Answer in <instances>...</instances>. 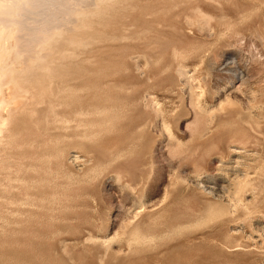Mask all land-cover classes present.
<instances>
[{"label": "rangeland", "instance_id": "obj_1", "mask_svg": "<svg viewBox=\"0 0 264 264\" xmlns=\"http://www.w3.org/2000/svg\"><path fill=\"white\" fill-rule=\"evenodd\" d=\"M92 2L6 43L0 264H264V0Z\"/></svg>", "mask_w": 264, "mask_h": 264}, {"label": "bare ground", "instance_id": "obj_2", "mask_svg": "<svg viewBox=\"0 0 264 264\" xmlns=\"http://www.w3.org/2000/svg\"><path fill=\"white\" fill-rule=\"evenodd\" d=\"M94 2V0H92ZM91 1V2H92ZM101 1V0H100ZM85 2H87V0H0V78L3 82L4 78L7 77L8 73H7V69L5 70L3 68V62L5 61V58L9 57L7 56V52H6V43L7 41L9 42V39L13 41L14 43V51L16 54H20L22 55L24 58L21 59L24 62L29 61L30 59H35L40 57L41 55V48L43 46H45V44H47V42H49V40H51V38L61 29H66V27L72 22V20L74 21V16L76 15V13L81 9V7L85 6ZM90 2V0H89ZM87 2V3H89ZM90 2V3H91ZM92 2V3H93ZM86 3V6H87ZM90 3L88 4L87 7L90 6ZM99 3V2H98ZM138 4V3H137ZM85 6V8H86ZM169 6V5H168ZM96 7V6H95ZM93 9V8H92ZM99 9V8H97ZM84 10V8H83ZM96 11V10H95ZM144 12V11H143ZM138 13V12H137ZM143 15V14H141ZM135 16H137L135 14ZM91 18V17H90ZM134 18V17H133ZM137 18V17H136ZM143 18V17H142ZM139 19V17H138ZM146 19V18H145ZM128 20V19H127ZM134 20V19H133ZM131 21V20H130ZM141 21V20H140ZM147 21V20H146ZM120 22V20H119ZM129 22V21H128ZM127 22V23H128ZM143 22V21H142ZM74 23V22H72ZM75 23L76 20H75ZM123 23V22H122ZM126 23V22H124ZM145 23V22H143ZM142 24V23H140ZM149 24V23H148ZM119 26V25H118ZM121 26V25H120ZM146 26V25H145ZM149 26V25H148ZM151 26V25H150ZM71 27V26H70ZM117 27V26H116ZM122 27V26H121ZM142 27V26H141ZM111 28V27H110ZM145 28V27H144ZM149 28V27H148ZM147 28V29H148ZM70 29V28H69ZM67 28V30H69ZM109 29V28H108ZM107 29V30H108ZM117 29H119V27H117ZM129 29V28H128ZM131 29V28H130ZM143 29V27H142ZM137 30V29H136ZM74 31V30H73ZM72 31V32H73ZM61 32V31H60ZM65 32V31H64ZM77 32V31H76ZM99 32V31H98ZM101 32V31H100ZM103 32V31H102ZM113 32V31H112ZM123 32V31H122ZM150 32V31H149ZM152 32V31H151ZM150 32V33H151ZM73 34V33H72ZM105 34V32L103 33ZM111 34V32H110ZM97 35V34H96ZM117 35H119L117 33ZM157 35V34H156ZM159 35V34H158ZM102 36V35H101ZM105 36V35H104ZM150 36V35H149ZM94 37V36H93ZM155 38V37H154ZM158 38V37H157ZM169 38V37H167ZM156 39V38H155ZM161 40V39H160ZM163 40V39H162ZM11 41V42H12ZM58 41V40H57ZM150 41V40H149ZM109 44H111L109 42ZM113 44V43H112ZM118 44V43H117ZM107 45V44H106ZM105 44L103 45L104 47L106 46ZM120 45V44H119ZM162 45V44H161ZM48 46V45H47ZM71 46V45H70ZM83 46V45H82ZM97 46H100L97 45ZM102 46V45H101ZM110 46V45H109ZM114 46V45H113ZM112 47V46H111ZM86 48V47H85ZM89 48V47H88ZM101 48V47H100ZM99 48V50H100ZM113 48V47H112ZM117 50V47H114ZM126 48V47H125ZM13 49V48H12ZM95 49H97L95 47ZM103 50V49H102ZM110 50V48H109ZM43 51V50H42ZM96 51V50H95ZM105 51V50H104ZM111 51V50H110ZM94 52V51H92ZM91 52V53H92ZM103 52V51H101ZM100 53V51H99ZM106 53V52H105ZM11 54V52H10ZM47 54V53H46ZM97 54V53H96ZM101 54V53H100ZM99 54V55H100ZM43 55V54H42ZM48 55V54H47ZM50 55V54H49ZM69 55V54H68ZM95 55V54H94ZM45 56V54H44ZM93 56V55H92ZM101 56V55H100ZM128 56V55H127ZM50 57V56H49ZM61 57V56H59ZM70 57V56H69ZM90 57V56H89ZM113 57V56H112ZM118 57V56H117ZM116 57V58H117ZM10 58V57H9ZM8 58V59H9ZM46 58V57H45ZM99 58V57H98ZM114 58V57H113ZM42 59V58H41ZM62 59V58H61ZM105 61V58H103ZM11 60V59H10ZM98 60V59H96ZM95 60V62H96ZM7 61V60H6ZM12 61V60H11ZM64 61V60H63ZM103 61V62H104ZM8 62V61H7ZM43 62V61H42ZM94 62V61H93ZM99 62V61H98ZM110 62V61H108ZM115 62V61H113ZM45 63V62H44ZM41 63V64H44ZM116 63V62H115ZM36 64V63H35ZM113 64V63H112ZM117 64V63H116ZM8 65V64H7ZM11 65V64H10ZM9 65V66H10ZM28 65V64H27ZM95 65V64H94ZM108 65V64H106ZM12 66H14L12 64ZM98 66V65H97ZM100 66V65H99ZM111 66V65H110ZM118 66V65H117ZM11 67V66H10ZM25 67H27L25 65ZM29 67V66H28ZM87 67V66H86ZM93 67V66H92ZM91 67V68H92ZM115 68V66H112ZM8 68V67H6ZM13 68V67H12ZM19 68V67H18ZM102 68V67H101ZM108 68V67H107ZM106 68V69H107ZM25 69H29V68H25ZM87 69V68H86ZM99 69V68H98ZM20 70V69H19ZM18 70V71H19ZM34 70V69H33ZM104 70V69H103ZM96 71V70H94ZM98 71V70H97ZM28 72V71H27ZM31 73V72H30ZM51 75V74H50ZM2 76L4 77L2 79ZM48 76V75H47ZM48 78V77H47ZM45 78V80L47 79ZM7 79V78H6ZM44 79V78H43ZM42 79V80H43ZM48 80V79H47ZM84 80V79H82ZM6 81V80H5ZM49 81V80H48ZM5 83V82H4ZM41 83V82H40ZM39 83H37L38 85ZM49 85V84H48ZM78 85H80L78 83ZM77 85V86H78ZM42 86V84H41ZM40 88V87H39ZM5 89V88H4ZM10 87L8 86V91L10 92ZM32 89V88H31ZM2 91V90H1ZM20 92V91H19ZM50 92V91H49ZM14 94V93H13ZM17 94V93H16ZM10 96V95H9ZM27 96V95H26ZM10 98V97H9ZM46 98V96H45ZM9 100V99H7ZM27 101V100H26ZM8 102V101H7ZM13 102V101H11ZM9 102V104L11 103ZM15 102V101H14ZM13 102V103H14ZM31 102V101H30ZM34 103V102H33ZM31 104V103H30ZM16 105H17V101H16ZM24 105V104H23ZM18 106V105H17ZM16 106V107H17ZM29 106V105H28ZM11 108V107H10ZM9 109V107L7 108ZM6 109V110H7ZM3 111V110H1ZM0 111V112H1ZM8 111V110H7ZM21 111V110H20ZM19 111V112H20ZM10 113V112H9ZM16 113V112H15ZM3 114V113H1ZM28 114V113H27ZM26 114V115H27ZM12 115V114H11ZM18 115V114H17ZM20 115V114H19ZM18 115V116H19ZM15 116V115H14ZM23 116V115H22ZM30 115H28L29 117ZM9 117V116H8ZM16 117V116H15ZM7 118V117H6ZM14 118V117H13ZM22 118V117H21ZM25 118V117H24ZM1 120V119H0ZM4 120V119H3ZM9 120V119H8ZM15 120V118L13 119ZM12 121V118H11ZM17 123V122H15ZM1 124V123H0ZM3 124V123H2ZM9 124V122H8ZM7 124V125H8ZM12 124V123H11ZM4 125V124H3ZM14 125V124H13ZM12 126V125H11ZM34 126V125H33ZM3 127V126H1ZM0 127V128H1ZM10 127V126H8ZM35 128V127H34ZM2 130V129H1ZM12 130V128H11ZM4 131H7L6 129ZM3 132V131H2ZM6 133V132H5ZM11 137V135H10ZM23 137V136H21ZM46 138V137H44ZM2 138H0L1 140ZM21 139V138H20ZM41 140V139H40ZM4 141V140H1ZM48 141V140H47ZM22 142V141H19ZM40 142V141H39ZM42 142V140H41ZM11 143V142H10ZM57 143V141H56ZM16 145V144H15ZM37 145V144H36ZM18 146V145H17ZM45 146V145H44ZM17 148V147H16ZM38 148V147H37ZM47 149V148H46ZM45 149V150H46ZM28 150V149H27ZM38 150V149H37ZM45 150H42L45 152ZM52 150V149H50ZM20 151V150H19ZM53 151V150H52ZM30 152V151H28ZM51 152V151H50ZM33 153V152H32ZM47 154V153H46ZM50 156V155H49ZM19 159V158H18ZM22 160V159H21ZM40 161V160H39ZM18 162V161H17ZM23 162V161H22ZM27 161H25L24 163H26ZM33 162V161H32ZM30 162V163H32ZM48 162V161H47ZM29 163V164H30ZM38 163V162H37ZM41 163V162H39ZM45 163V162H43ZM33 164V163H32ZM27 165V163H26ZM35 165V164H33ZM38 165V164H37ZM29 166V165H28ZM36 166V165H35ZM40 166V165H39ZM43 166V165H42ZM41 166V167H42ZM45 166V164H44ZM126 166V165H125ZM129 167V166H127ZM37 168V166H36ZM47 169V168H46ZM38 171H40L39 169H37ZM25 171V170H24ZM45 171V170H44ZM128 171V170H127ZM30 172V171H29ZM49 172V171H48ZM125 174V173H124ZM22 175V174H21ZM20 175V176H21ZM27 175V174H26ZM47 175V174H44ZM42 175V178L43 176ZM130 175V174H129ZM23 176V175H22ZM29 176V175H27ZM31 176V174H30ZM41 176V175H40ZM39 176V178H40ZM48 176V175H47ZM46 176V179H47ZM32 177V176H31ZM134 177V176H133ZM21 178V177H20ZM28 178V177H26ZM45 178V176H44ZM43 178V180H44ZM49 178V177H48ZM51 178V177H50ZM42 180V179H41ZM48 180V179H47ZM52 180V178H51ZM30 182V181H29ZM33 182V181H32ZM50 182V181H49ZM58 182V181H57ZM36 183V182H35ZM56 183V182H55ZM42 184V183H41ZM49 184V183H48ZM47 184V185H48ZM59 184V183H58ZM34 185V184H33ZM36 185V184H35ZM34 185V186H35ZM38 185V184H37ZM44 185V184H43ZM50 185V184H49ZM33 186V188H34ZM53 186V185H52ZM51 186V187H52ZM20 187V185H19ZM22 187V186H21ZM26 187V186H25ZM23 187V188H25ZM37 187V186H36ZM63 187H65L63 185ZM23 188L21 190H23ZM31 188V187H30ZM28 188H26L27 190ZM52 189V188H51ZM55 190V189H54ZM57 191V189H56ZM60 191V190H59ZM53 193V192H52ZM66 194V193H65ZM47 196V195H46ZM55 196V195H54ZM61 196V194H60ZM65 196V195H64ZM53 197V196H52ZM62 198V197H61ZM43 199V197H42ZM48 199V198H47ZM50 199V198H49ZM55 199V198H54ZM41 200V199H40ZM28 201V200H27ZM47 201V200H46ZM33 202V199H32ZM56 203V202H55ZM1 205V204H0ZM2 209V207H0ZM0 209V211H1ZM135 217V216H134ZM2 220V219H1ZM6 223V222H5Z\"/></svg>", "mask_w": 264, "mask_h": 264}]
</instances>
